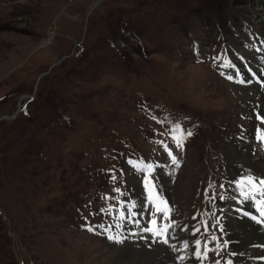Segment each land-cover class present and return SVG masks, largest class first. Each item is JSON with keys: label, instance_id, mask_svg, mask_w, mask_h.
I'll return each mask as SVG.
<instances>
[{"label": "rangeland", "instance_id": "obj_1", "mask_svg": "<svg viewBox=\"0 0 264 264\" xmlns=\"http://www.w3.org/2000/svg\"><path fill=\"white\" fill-rule=\"evenodd\" d=\"M97 1L0 0V118L13 116L22 96H35L0 122V264L133 262L125 251L142 249L128 230L165 220L147 201L153 214H145L142 199H155L149 188L156 191L166 167L172 184L157 191L169 188L183 207L180 232L192 217L200 225L194 240L173 231L164 243L181 264H209L207 224L218 212L203 209L214 179L202 193L199 181L205 167L214 175L218 153L227 160L214 165L226 178L229 162L245 167L226 151L238 122L255 113L257 90L225 83L231 72L223 61L237 52L248 56L243 63L262 55L255 44H264V0H104L92 10ZM167 133L185 141L178 156ZM126 137L136 149L127 160L130 150L120 148L115 160L108 147H123ZM181 239L191 254H180ZM218 254L227 262V253Z\"/></svg>", "mask_w": 264, "mask_h": 264}, {"label": "bare ground", "instance_id": "obj_2", "mask_svg": "<svg viewBox=\"0 0 264 264\" xmlns=\"http://www.w3.org/2000/svg\"><path fill=\"white\" fill-rule=\"evenodd\" d=\"M247 125L249 127L247 130L243 131L240 135H235L231 138V145H233L234 148L231 150H229V148L226 151L228 155H232V158H230L231 160L237 158L239 162L245 164V167L238 165L237 168H233L231 167L234 166V164L231 165L233 161H231V163L229 162V171L234 175L229 179L223 178L224 182L221 186L217 185V193H214V196L211 199L219 207L218 210L221 211H218L216 214L217 217H214V213H209V215L212 216L211 225H213L212 228L215 232V236H212L210 246L206 249L212 254L208 259L209 264H264V234L260 231L259 227L254 225V218L250 212L251 207L248 205V192L254 195L258 191L253 187L258 183L255 176L262 178V181H264V151L261 153V147L259 144V140L264 138V134L259 123L253 121ZM239 126V128L243 127L241 124ZM246 151L247 153H245ZM223 167L226 168L225 166ZM167 173L168 172H163L164 175ZM241 178L242 180H246V185L249 190L246 191L245 189H241L237 185L241 181ZM162 185L165 186L163 183ZM161 189L163 190V188ZM246 195L247 200L241 205L239 198H246ZM159 197L161 198V196ZM158 204H162V201L158 200ZM235 209L239 210L238 215H236ZM241 210H246V212L242 214ZM160 213L161 214L155 215V217H160L162 219L165 218V220L157 219L156 223L159 222L162 225L161 230L164 232L165 228L172 224L171 220L173 219V216H176L177 218L178 215H176L175 207H172L171 205L170 216H168L163 210ZM136 227L129 229L128 233L131 235L133 231L132 234L135 236L134 241H139L138 247L142 250H132L131 248L130 250L125 251L127 256L135 257L133 260L135 264H152L161 258L164 259L165 262H160L159 264H176L177 259L175 258V255L170 252L167 246L160 242V239H163L165 236L161 230L159 231V229H155V233H151L148 226H146V223L137 228ZM152 234H155L156 236ZM142 240L144 243L141 242ZM179 243L181 251L185 249L188 250V243L185 242V240H180ZM149 245L152 251L148 248ZM155 245H158L159 247L153 250L152 248ZM166 248L168 252H166ZM218 253L228 254L227 263L224 261L222 262ZM133 262L129 261L127 263L131 264Z\"/></svg>", "mask_w": 264, "mask_h": 264}, {"label": "water", "instance_id": "obj_3", "mask_svg": "<svg viewBox=\"0 0 264 264\" xmlns=\"http://www.w3.org/2000/svg\"><path fill=\"white\" fill-rule=\"evenodd\" d=\"M102 1H104V0H98V1L96 2V4L94 5V7L92 8V10H94L96 7H98L99 4H100V2H102ZM92 10H91V11L89 12V14L87 15L86 20L88 19V17H89L90 14L92 13ZM86 23H87V21H86ZM81 42H83V41H81ZM81 42H80V43H81ZM78 44H79V43H78ZM78 44H77V45H78ZM71 55H72V53H71L69 56H71ZM65 58H66V57H65ZM62 60H64V58H63ZM62 60H60V61L54 63V64L52 65V67H54L55 65L59 64L60 62H62ZM52 67H51V68H52ZM47 74H48V72H45V73L41 74V75L38 77V79H37V81H36V88H35V90L37 89L40 80H41L44 76H46ZM26 98H29V97H26V96H22V97H21L20 102H19V104H18V109H17V111L14 113L13 116H3L2 118H0V122L3 121V120H6V119H13L14 117L18 116V114L20 113L21 108H22V102H23V100H25Z\"/></svg>", "mask_w": 264, "mask_h": 264}, {"label": "snow or ice", "instance_id": "obj_4", "mask_svg": "<svg viewBox=\"0 0 264 264\" xmlns=\"http://www.w3.org/2000/svg\"><path fill=\"white\" fill-rule=\"evenodd\" d=\"M189 135H190V133H189ZM173 139H175V137H173ZM169 155H171V153H169ZM173 162H174V163L176 162V161H175V157H173ZM148 167L151 168V165H149ZM261 183H264V181H261Z\"/></svg>", "mask_w": 264, "mask_h": 264}]
</instances>
